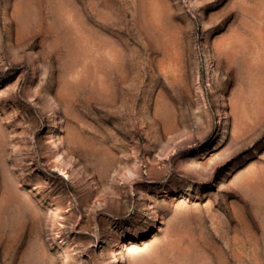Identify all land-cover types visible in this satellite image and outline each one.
Here are the masks:
<instances>
[{
  "label": "rangeland",
  "instance_id": "rangeland-1",
  "mask_svg": "<svg viewBox=\"0 0 264 264\" xmlns=\"http://www.w3.org/2000/svg\"><path fill=\"white\" fill-rule=\"evenodd\" d=\"M0 264H264V0H0Z\"/></svg>",
  "mask_w": 264,
  "mask_h": 264
}]
</instances>
